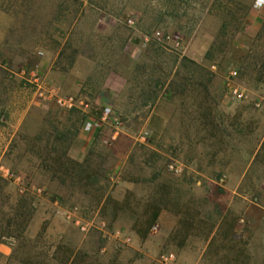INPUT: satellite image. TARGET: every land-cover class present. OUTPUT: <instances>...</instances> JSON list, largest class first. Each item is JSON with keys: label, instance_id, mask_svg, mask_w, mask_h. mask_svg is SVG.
I'll return each mask as SVG.
<instances>
[{"label": "rangeland", "instance_id": "374dc122", "mask_svg": "<svg viewBox=\"0 0 264 264\" xmlns=\"http://www.w3.org/2000/svg\"><path fill=\"white\" fill-rule=\"evenodd\" d=\"M252 2L0 0V264H160L164 252L264 264V6ZM230 70L242 101L225 90ZM112 84L122 125L97 129L89 170L73 169L61 155ZM65 96L89 106L62 109Z\"/></svg>", "mask_w": 264, "mask_h": 264}, {"label": "built area", "instance_id": "2783aa9c", "mask_svg": "<svg viewBox=\"0 0 264 264\" xmlns=\"http://www.w3.org/2000/svg\"><path fill=\"white\" fill-rule=\"evenodd\" d=\"M264 6V0H253L252 2V7L253 9H260ZM128 24L132 25L133 22L131 20H128ZM166 40L169 38L166 37ZM163 40V38H162ZM16 75L18 76H24L25 72L20 71ZM237 77L238 73L236 70H230L224 80V86L227 94L234 100L237 101H242L246 98L244 90L238 85L237 83ZM34 82L36 83V87L39 92V96H43V91L44 89L38 84L37 79H34ZM52 93V90L49 92ZM56 103L57 105L65 110H70L72 108H75L77 105L83 106L84 109L88 108L87 104H84L81 100L73 97V96H65V97H57L56 98ZM256 107H259V104L255 105ZM103 125H110L114 129H119L122 125L121 120L119 119L118 116H116L112 110L111 107L105 106L101 109L99 115L97 118H88L84 125H83V130L85 132H91L93 130H97L101 128ZM141 140L145 139V134L140 136ZM169 170L175 174L180 173V168L175 166V165H169L168 166ZM1 170V169H0ZM4 175L6 178L9 180H13L14 182H18L19 178L14 175V173L9 172L8 170L4 171ZM37 193L40 192L39 189L36 190ZM64 219L76 225L80 231L82 232H87L90 225L89 223H83L81 222L76 216H75V210L71 211H64L63 212ZM153 230L156 231V227H153ZM130 238H126L125 242H129ZM158 262L160 264H183L181 263L177 256L172 253V252H164L160 254Z\"/></svg>", "mask_w": 264, "mask_h": 264}, {"label": "crops", "instance_id": "0c3cea01", "mask_svg": "<svg viewBox=\"0 0 264 264\" xmlns=\"http://www.w3.org/2000/svg\"><path fill=\"white\" fill-rule=\"evenodd\" d=\"M261 9V8H260ZM260 9H254V10H260ZM258 16V13L257 15ZM78 77V76H77ZM79 80H81L83 78V75L80 74L79 75ZM85 77V76H84ZM84 79V78H83ZM75 83H73V87H72V94L75 95L78 91H80V86L81 85H74ZM121 90V85L119 84H112L110 85V87L108 88V92L106 94H102L100 93V97L97 95L96 97L93 98V104L96 106H110L112 103V99L115 96L116 93L120 92ZM71 94V95H72ZM83 99H87V96L84 94ZM89 106V105H88ZM95 131L97 130H93L91 133H85V132H80L78 134V136L76 137V139L74 140V143L71 145V147L68 150V156L73 159L74 161H81L84 159L85 157V148L84 146H88L92 143V139L95 135ZM167 219L166 216H162V239H165V237L170 233V231L172 230L173 226L167 223V221H165ZM161 227L159 226L158 231H160ZM158 231L156 233H158ZM155 233V234H156ZM4 253H6L5 250H2ZM199 262L196 261L194 264H198Z\"/></svg>", "mask_w": 264, "mask_h": 264}, {"label": "trees", "instance_id": "16d2710c", "mask_svg": "<svg viewBox=\"0 0 264 264\" xmlns=\"http://www.w3.org/2000/svg\"><path fill=\"white\" fill-rule=\"evenodd\" d=\"M61 158L64 159V162L66 163V165H69L73 169L77 168L81 172H87V170H89L88 169L89 163H88L87 157L81 163L73 161L70 158H68L67 149H65L61 155ZM28 205L29 204L24 198H20L17 201L16 207L18 209L15 211V219L18 221L17 224H18V227L20 228V234H22V232L26 229V224L30 219V216L28 215V211H27ZM8 224L10 225L11 222L9 221ZM69 264H73V262H70Z\"/></svg>", "mask_w": 264, "mask_h": 264}]
</instances>
